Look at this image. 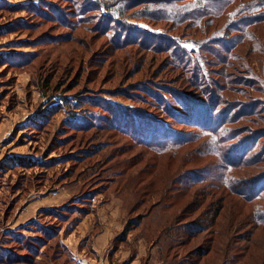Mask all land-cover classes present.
I'll list each match as a JSON object with an SVG mask.
<instances>
[{"label":"rangeland","instance_id":"obj_1","mask_svg":"<svg viewBox=\"0 0 264 264\" xmlns=\"http://www.w3.org/2000/svg\"><path fill=\"white\" fill-rule=\"evenodd\" d=\"M172 5L0 0V264H66L69 258L67 264H120L135 249L149 255L144 264H264V242L250 245L247 211L231 222L236 200L227 207L217 177L210 179L212 190L204 184L208 157L197 156L193 148L214 137L205 141V134H191L198 131L195 122H220L222 112H217L223 109L225 115L228 103L264 95L251 89L254 77L219 46L223 35L215 31L211 37L219 38L217 46L204 43V30L192 32L171 22ZM172 44L184 50V61L183 54L196 58L187 60L185 70L170 67ZM209 51L217 52L222 63ZM262 58L258 53L247 57L256 74L264 68ZM198 69L221 79L215 89L207 86L217 94L208 97L209 106L217 108L203 120L173 113L208 100L195 92L203 84ZM249 120L264 124L255 115ZM235 122L224 129H233ZM237 142L230 138L223 150ZM15 155L27 163H11ZM233 169V175L252 171ZM253 172L259 175L260 169ZM256 202L264 205L262 199ZM220 203L224 207L213 226L194 238L177 232L162 252L150 249L161 227L180 229L197 218L198 225L212 224ZM161 211L154 221L153 213ZM126 223L140 226L125 232ZM39 228L47 229L44 244L19 248L34 247ZM141 231L154 235L147 243L138 241ZM252 233L264 240V230ZM211 237L210 253L197 261L194 256L204 252ZM63 244L68 247L64 255ZM16 248L19 260L10 263Z\"/></svg>","mask_w":264,"mask_h":264},{"label":"trees","instance_id":"obj_2","mask_svg":"<svg viewBox=\"0 0 264 264\" xmlns=\"http://www.w3.org/2000/svg\"><path fill=\"white\" fill-rule=\"evenodd\" d=\"M159 2H163L167 5L173 4L170 7L172 10V13L170 14V20L172 23L183 24L192 32H201L204 30V34H201L202 36H200L207 40V42L204 43L217 46L219 38L211 39V37L214 33H216L215 31L223 35L225 40H223V43L219 44V46L225 48L228 53L227 55L232 56L241 68L247 70V73L254 77L255 81L252 85H250L251 89L256 94L259 93L264 95V68L261 69L260 74H256V72H254V70L247 64V57L249 55L251 56L253 53L264 55V0H159ZM183 3L188 6L185 8H177L178 5ZM171 46L173 47H169L167 49L170 51L169 57L171 63L169 64L171 68L176 67L181 70H185L186 67L183 68V66L186 64L187 60H189V62L195 61L196 58L194 56L189 57L186 54H183L187 58L184 61L182 59V53L184 50L180 49L177 44H172ZM247 46L246 55H242L241 49ZM237 50H240V52L237 53ZM207 53L211 56V58L217 60L218 62L221 60V56L217 52L209 51ZM261 61L262 67H264V58H262ZM219 63H222V61ZM199 73L201 76L199 78L203 81V84L198 86L195 92L200 91L203 95H208L207 99L208 97L216 98L217 94L214 95L210 89L207 88V86L213 87V90L215 89L214 87H216L214 83L220 84L221 79L212 80L207 76L208 72H203L201 70H199ZM192 76L193 79L198 78L193 71ZM248 99V103H238V105H233L235 103L232 102L228 103L226 106H231V108L228 109L225 115L223 113V109L219 110L217 113L222 112L221 121L216 122L214 125H211L210 123L201 124L195 122L194 124L196 127L194 128L198 131H192L191 134L199 135L200 133H203L205 134V137L207 136L205 141H207V139L211 136L214 137L213 140H211L212 143H202L201 145H197L193 148V152L197 156L201 155L203 157H208V161L202 166V172H206V174H208V176H206L207 181L204 182L205 186L209 188V190H212L214 188L212 184L214 183L213 180L210 179L211 177H217L219 184L218 187L222 190L221 193H225L224 203L227 204V207L230 203L236 200L238 206L236 207L235 212H233V215L230 213V221H234L236 217L235 215L240 216L245 210L247 211L246 214L251 223L250 235H252V238L249 240L251 245L262 244V242H264V240L257 237L254 238L252 233V231L257 228L264 230V205L256 202V200L259 199L264 200V124H259V122L255 120L251 121L249 118L250 116L255 115L258 118L264 119V99L259 97H251ZM211 101V98H209L207 101L203 100V103H201L199 107L191 106L188 109H177L174 110L173 113L181 117L185 116V118L195 120H201L202 118L203 120L209 115V110H212V108H215L216 110L217 108L214 107V105H211L212 107L209 106V104H212ZM58 104H60V102ZM199 110V114H201H195V112ZM230 115L232 117L228 119V116ZM210 120L212 121V118H210ZM187 121L190 122V119ZM233 121H236L233 129H224V124H229ZM246 122H249L250 125ZM222 128L223 130H221ZM230 138H235L238 141V145L236 147H230L228 150H223L226 149L227 142ZM163 144L165 143L162 142V145ZM202 148L203 150L200 152V149ZM11 161V163L18 162V164L21 165L27 163V161L20 160L16 155L11 158ZM245 167L252 171L244 175H239L238 173L233 175L230 173L233 168L243 170ZM214 168H216L217 171L216 175H212V170ZM254 169H260L259 175H253ZM255 185H257L256 188ZM224 203H220V208L218 206L216 212L214 210V214L210 217V222L213 223L210 225H208L209 223L205 225H198L200 219L197 218L199 221H196V223H184L180 229H175L173 227H161L154 239V246H157V248H159V252H162V250L165 249L164 246L167 245V247H170L171 241H175L177 238V232L180 231L182 232V237L186 236L194 238V235H197L198 232H203L207 226H213L216 218L219 216L220 210L224 207ZM161 213L162 211L153 213L154 219L153 215L152 219L155 221L156 216ZM243 218L245 219L243 216L240 219L243 220ZM230 221L227 220L224 222V226L227 225L225 228L226 230L231 225ZM137 226L138 225L133 224L129 227V224L126 223L124 231L126 232L127 230L138 228L140 224L138 227ZM39 229V235L36 237L37 244L34 247H32V244H29L27 246L20 245L19 248L30 250L32 248L36 249L39 245L44 244L45 241L43 240L48 239L46 233L47 229ZM151 234L154 235V231ZM151 234L146 231H141V234L139 233V235H145L146 237ZM150 239V236L147 237L148 241ZM211 242L212 237L207 242L208 245L204 248V252L202 254L198 253L194 256L197 261L204 255L210 253L212 245ZM233 243L236 244L235 242ZM65 250L68 251L67 247L63 244V255ZM15 253L16 258L11 260L10 263H15L19 260L17 257V248ZM223 254L225 256L224 252L220 255V257L222 256L220 258L221 261H223ZM162 256L163 258L165 257L164 255ZM232 256L233 257L231 258H234L235 260V255L232 254ZM243 256L245 257V255ZM255 256H257V258H262L259 254H255ZM146 259L147 257L144 258V261ZM69 261L70 258L67 260L66 264Z\"/></svg>","mask_w":264,"mask_h":264},{"label":"crops","instance_id":"obj_3","mask_svg":"<svg viewBox=\"0 0 264 264\" xmlns=\"http://www.w3.org/2000/svg\"><path fill=\"white\" fill-rule=\"evenodd\" d=\"M73 230H74V229H73ZM118 232H119V231H118ZM133 232H134V231H133ZM97 233H98V232H97ZM102 233H103V232H101V234H102ZM69 235H70V232L68 233L67 236H69ZM99 235H100V234H99ZM110 235H113V236H114L115 234H114V233H113V234L111 233ZM105 237H106V240H107V239H108V238H107V235H105ZM142 238L145 239V242L147 243V241H146L147 238L145 237V235H139V236L137 237V240H138V241H139L140 239L143 240ZM127 239H128V238H127ZM137 240H136V241H137ZM136 241H135V244H137ZM138 241H137V242H138ZM138 243H139V242H138ZM65 245H66V244H65ZM66 247H67V246H66ZM77 247H78V246H77ZM67 248H68V247H67ZM151 248H153V250H158L157 246H154V245H153L152 247H150V249H151ZM79 250H80V248L78 247V248H77V251L80 252ZM95 250H97V248H96ZM72 252H73V251H72ZM73 253H74V252H73ZM146 254H147V253H146ZM146 254H145V253H144V254L141 253L140 255H138L137 252H136V249L134 250L133 253H130V252L128 251V254H127V257H128V258L125 259V260H122V262H123L124 264H127V263L132 264V263H134V262L137 261L138 264H144V259H143V258H145L144 256H145ZM148 256H149V255H148ZM148 256H146V257L148 258ZM152 256H153V255H152ZM74 257H75V256H74ZM153 257H154V256H153ZM75 258H76V257H75ZM123 259H124V258H123ZM142 259H143V260H142ZM76 261H77V259H76ZM119 261H120V260H119ZM78 262H79V261H77V264H80V263H78ZM120 262H121V261H120ZM122 262H121L120 264H123ZM148 264H149V263H148ZM150 264H151V262H150Z\"/></svg>","mask_w":264,"mask_h":264}]
</instances>
